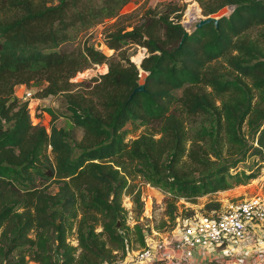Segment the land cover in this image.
I'll use <instances>...</instances> for the list:
<instances>
[{"label":"trees","instance_id":"1","mask_svg":"<svg viewBox=\"0 0 264 264\" xmlns=\"http://www.w3.org/2000/svg\"><path fill=\"white\" fill-rule=\"evenodd\" d=\"M128 1L0 0V264H110L124 257L130 232L144 244V228L126 224L121 204L134 189L131 177L165 194V230L175 223L177 198L244 184L255 172L230 168L246 154L264 159V0H196L203 15L233 7L216 27L193 28L179 47L176 2L146 8L129 28L114 22L104 34L114 54L63 47L119 16ZM129 43L145 49L138 65L123 47ZM102 62L106 70L86 85L69 79ZM38 80L35 96H63V125L49 107L47 130L31 124L28 97L14 87ZM139 83L143 90L132 92ZM126 122L153 126L125 139ZM132 200L141 206L138 189ZM186 210L182 216L193 214Z\"/></svg>","mask_w":264,"mask_h":264},{"label":"rangeland","instance_id":"2","mask_svg":"<svg viewBox=\"0 0 264 264\" xmlns=\"http://www.w3.org/2000/svg\"><path fill=\"white\" fill-rule=\"evenodd\" d=\"M166 2H176L178 5L183 4V9L180 13L179 21L183 27L190 32L193 29L194 22L203 14L200 12V8L196 0H129L126 2L121 10L119 11V16L107 17L101 21L91 25L87 29L80 31L76 34V37L72 42L65 43L63 47L72 48L76 46H82V44H91L94 48L101 50L106 55H111L115 53V50L107 48L104 44V34L108 30L107 28L113 27V23L117 21L118 25L125 26L129 28L130 24L137 21L141 11L146 8H154L155 10H162L165 8ZM232 5L226 4L222 6L215 13V16L227 15L231 9ZM99 42L98 45H95ZM130 60H132L136 65L141 57L145 54L144 47L129 43L123 46ZM106 70V63H90L89 66L77 71L69 79L75 82L77 85L75 87H81V85H86L88 80L92 76H96L103 73ZM44 81H31L28 85H17L14 87V92L16 96L20 98L24 97V92H31V95L27 98L30 122L33 125H43L46 130L50 124L49 114L42 110L44 107H49L57 113V116L53 119V123L57 126L63 125L66 121L65 102L63 96L60 94L51 95L48 94L43 97L35 96V91L38 90ZM176 93H180V88L176 90ZM153 124L148 125H133L130 122H126L124 127L128 129V133L125 135V139L132 138L141 132H149L152 130ZM81 128H75V138L79 139L81 136ZM156 135V134H155ZM224 148V147H223ZM46 152L49 157L51 153L49 146L46 147ZM243 169L245 171L253 170L255 176L250 178L244 184H236L230 188L215 190L212 192H207L202 195L195 196L193 200H188L183 197H179L174 201L176 206V212L178 215H183L188 213L186 208L192 210V213H197L199 215H212L224 208L228 203L234 202L238 199H242L250 196H264V159L260 160L255 154H246L245 157L238 161L235 166L231 167L230 170ZM130 183H134V189L131 193L127 191L121 194V204L125 209L126 224L132 228L133 224L137 221L141 224L143 231H149L150 228L163 231L161 227L165 226L169 222L167 215L164 212L165 209V194L161 190L150 186L148 183L144 182L141 177L133 176L129 179ZM49 190H55V186L49 183ZM139 190V196L141 200V206L138 207L136 203L132 200L133 193L135 190ZM218 202V207H206L208 202ZM138 208L140 210H138ZM162 222H164L162 224ZM262 227H264V221L262 222ZM99 229V227H96ZM162 229V230H161ZM142 231V232H143ZM262 238V237H260ZM71 244H75V238L73 233H69L66 238ZM138 241L136 239V234L134 231L129 233V247H138ZM25 264H37L32 260H28Z\"/></svg>","mask_w":264,"mask_h":264},{"label":"built area","instance_id":"3","mask_svg":"<svg viewBox=\"0 0 264 264\" xmlns=\"http://www.w3.org/2000/svg\"><path fill=\"white\" fill-rule=\"evenodd\" d=\"M263 221L264 196L238 199L208 216L177 215L170 229L143 231L144 244L110 264H264Z\"/></svg>","mask_w":264,"mask_h":264},{"label":"water","instance_id":"4","mask_svg":"<svg viewBox=\"0 0 264 264\" xmlns=\"http://www.w3.org/2000/svg\"><path fill=\"white\" fill-rule=\"evenodd\" d=\"M218 17L219 16H215L213 14H207V15H201L193 24V28H196V27H199L201 26L202 24L204 23H207V22H213L214 24V27L217 26V21H218ZM189 32L184 28L183 32H182V35L180 37V39L178 40L177 42V47H179L183 41V38L188 34ZM99 42H96L95 45H98ZM140 61V60H139ZM138 61V63H139ZM137 63V65H138ZM144 86L142 83H139L138 85H136L132 92L134 91H139V90H143Z\"/></svg>","mask_w":264,"mask_h":264}]
</instances>
